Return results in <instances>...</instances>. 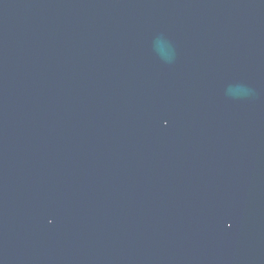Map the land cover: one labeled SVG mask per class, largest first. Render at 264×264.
<instances>
[{"label": "water", "instance_id": "1", "mask_svg": "<svg viewBox=\"0 0 264 264\" xmlns=\"http://www.w3.org/2000/svg\"><path fill=\"white\" fill-rule=\"evenodd\" d=\"M0 264H264V0H0Z\"/></svg>", "mask_w": 264, "mask_h": 264}]
</instances>
